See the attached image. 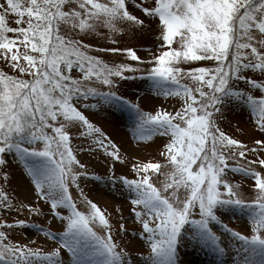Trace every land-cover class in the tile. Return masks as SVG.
<instances>
[{
	"label": "snow or ice",
	"instance_id": "snow-or-ice-1",
	"mask_svg": "<svg viewBox=\"0 0 264 264\" xmlns=\"http://www.w3.org/2000/svg\"><path fill=\"white\" fill-rule=\"evenodd\" d=\"M136 7L142 18L129 11L126 0H0V57L17 70L0 69V209L44 212L31 202L17 205L6 190L10 173L5 169L8 157H14L30 178L31 194L50 201L52 218L66 222L59 233L37 226L60 240L47 251L13 242L0 230V264H133L114 241L105 211L82 190L87 211L73 202L70 184L79 188L78 177L90 175L71 146L78 138H87L81 152L102 150L112 161L107 179L120 182L130 194V214L141 225L136 234L150 243L146 264H180L178 245L185 236L218 257L234 251L233 264H264V158L256 155L264 153V0H150ZM12 17L15 26L9 23ZM144 28L158 33L157 42L146 49L147 59L133 47L97 49L134 62L106 63L91 54L93 44L79 38L111 39ZM202 60L210 63L199 64ZM125 70L133 75L125 76ZM137 76L148 78L159 95L182 98L179 107L146 112L119 96L120 80ZM93 78L107 90L93 87ZM185 78L188 82L182 83ZM87 98L97 103L82 105L86 109L117 102L134 109L137 131L165 136L160 159H125L76 106ZM233 99L244 101L258 117L260 138L251 146L218 126L222 105ZM122 160L130 164L132 178L115 174L114 164ZM233 170L252 180L255 198L241 194ZM61 205L67 215L58 210ZM233 209L247 214L250 234L224 222ZM26 223L0 218L3 228ZM213 224L229 234L227 245ZM118 230H125L122 223Z\"/></svg>",
	"mask_w": 264,
	"mask_h": 264
},
{
	"label": "rangeland",
	"instance_id": "rangeland-1",
	"mask_svg": "<svg viewBox=\"0 0 264 264\" xmlns=\"http://www.w3.org/2000/svg\"><path fill=\"white\" fill-rule=\"evenodd\" d=\"M139 2L148 3L150 0H126L129 11L142 18V13L136 5ZM11 26L14 25V17L9 19ZM99 31L104 32L103 28ZM11 35V33H9ZM158 33L153 29L144 28L141 30H133V32H121L112 36L111 39L99 38L95 35L85 37L83 34L79 37L85 40V43L94 45L93 55H99L106 63L113 62H134L131 58L121 56L117 53L99 51L97 49L133 47L138 49V55L142 59H147L148 49L157 42ZM155 52V48L152 49ZM202 65L210 63L208 60L198 62ZM148 65H144L147 67ZM188 66V65H184ZM0 69L11 73H16L17 70L10 69L3 58L0 57ZM132 73L125 70V76H131ZM182 83H187V79H182ZM151 82L145 77H135L133 79L120 80L119 87L115 89L117 94L122 95L130 100L132 104L138 105L144 111L155 112L158 108H163L168 111L175 110L179 107V100L182 98L164 97L153 91ZM92 85L98 89L107 90L96 81L92 80ZM240 86L244 87L243 82ZM171 88V87H170ZM255 94H261L254 90ZM97 103V101L81 99L77 103V107L85 112L94 124L98 125L119 148L125 159L129 161L159 160L160 152L162 151L163 143L166 138L159 132H153L145 129L142 132L136 130L138 123V113L130 108L126 103L117 102L114 104H101L96 109L84 108V104ZM223 115L218 126L228 135H236V138L241 139L246 144L251 146L250 142H254L260 138V130L256 128L257 116L252 115V110L242 100H230L222 105ZM139 135H144L146 138L138 139ZM231 135V136H232ZM234 138V136H233ZM87 144V138L73 139L71 146L74 154L81 163L85 164L87 171L90 173L87 177H78L79 188L76 185L70 184L69 191L73 198V202L79 210L87 211L88 205L81 196L95 202L106 215L109 217L112 225V233L114 241L123 248L125 252L130 254L133 264H146L145 257L151 252L150 243L144 237L136 234L137 230L141 229L140 223L130 214V194L120 182L113 184L107 179L108 173L106 168L112 164L111 160L105 159V154L102 150L90 149L88 152H81L80 149ZM261 158H264V153H258ZM9 168L8 183L6 190L11 196L16 197V204H27L29 202L38 204L43 210L42 215L29 214L27 208H14L7 212L0 209V218L8 219L9 223L15 219H24L28 221L22 227H0L8 234V238L13 242L28 244L30 247H40L42 250H51L60 244L58 236L56 238L49 236L43 228H38V225H43L52 231L59 233L63 230L66 222L59 218H52L53 214L50 211V201L37 200L30 190V178L23 172L22 167L14 157H8ZM42 160L43 158H37ZM254 159L253 155L248 156V160ZM235 163V161H233ZM78 170V169H76ZM259 170V169H257ZM114 172L117 175H127L132 178L134 173L129 163L123 160L114 164ZM94 173V175H93ZM233 182L239 184L241 194L248 199H253L256 193L251 188L252 180L247 178V174L231 173ZM0 186H4V181L0 178ZM23 193H29L24 196ZM58 210L63 215H67V210L64 206H58ZM247 214L237 210H229L224 214L222 219L230 227L250 234L248 225L250 221L246 218ZM123 217V219H121ZM124 225L125 230H118L120 224ZM94 229L99 231L98 225H93ZM214 230L224 238L225 244L229 243V234L224 231L218 224H213ZM234 251H227L222 257H218L217 253L212 249L202 246L201 244L191 240L185 236L180 239L178 245V258L180 264H233ZM67 258V254H65Z\"/></svg>",
	"mask_w": 264,
	"mask_h": 264
},
{
	"label": "trees",
	"instance_id": "trees-1",
	"mask_svg": "<svg viewBox=\"0 0 264 264\" xmlns=\"http://www.w3.org/2000/svg\"><path fill=\"white\" fill-rule=\"evenodd\" d=\"M146 78V77H145ZM146 79H148V78H146ZM149 80V79H148ZM151 84V83H150ZM93 87H95L94 85H92ZM167 87H173V85L171 84V82H167ZM119 95V94H118ZM119 96H122V95H119ZM86 100H93V101H97L96 99H94V98H87ZM111 104H114V103H111ZM172 111H174V110H172ZM232 135V134H231ZM232 136H234V138H236V135H232ZM238 139V138H237Z\"/></svg>",
	"mask_w": 264,
	"mask_h": 264
}]
</instances>
